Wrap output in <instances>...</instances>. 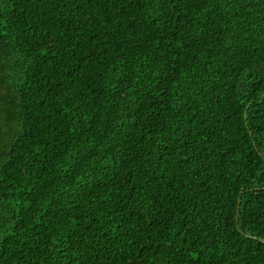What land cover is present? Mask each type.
I'll use <instances>...</instances> for the list:
<instances>
[{
  "label": "trees",
  "instance_id": "16d2710c",
  "mask_svg": "<svg viewBox=\"0 0 264 264\" xmlns=\"http://www.w3.org/2000/svg\"><path fill=\"white\" fill-rule=\"evenodd\" d=\"M0 264H264V0H0Z\"/></svg>",
  "mask_w": 264,
  "mask_h": 264
}]
</instances>
